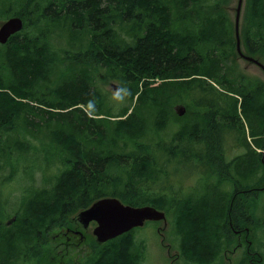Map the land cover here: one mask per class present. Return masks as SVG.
<instances>
[{"label":"trees","instance_id":"obj_1","mask_svg":"<svg viewBox=\"0 0 264 264\" xmlns=\"http://www.w3.org/2000/svg\"><path fill=\"white\" fill-rule=\"evenodd\" d=\"M244 5L242 50L264 64V0ZM228 10V0H0V17L18 15L24 21L0 43V164L11 165L1 159L13 150L18 157L25 153L19 149L37 150L30 137L41 134L48 140L44 145L59 154L49 202L32 189L21 196L22 206L12 208L9 224L11 213L0 205V264H26L33 256L44 264L47 252L28 247L50 243L70 214L109 196L173 213L183 257L198 264L216 259L227 244L219 235L228 237L226 205L213 192L196 199L180 198L177 188L168 193L166 166L181 153L203 166L213 154L217 164L219 142L241 115L251 136L264 134V80L239 66ZM100 71L127 86V106L117 111L106 106L95 82ZM175 102L188 103L184 115L199 109L206 119L209 128L207 135L198 133V149L189 125L165 137L166 123L177 118ZM254 144L263 148L260 141ZM245 145L240 155L245 177L255 169L264 173V153L251 151L247 137ZM39 150L48 163L41 144ZM237 161L238 155L231 167L237 168ZM215 172L221 178L224 170ZM263 191L247 195L257 198ZM254 207L252 199L245 202L244 223L256 234L264 230V213L256 216ZM134 229L101 244L94 239L87 264H139L140 253L132 250ZM249 251L247 264L262 258L252 245Z\"/></svg>","mask_w":264,"mask_h":264},{"label":"rangeland","instance_id":"obj_2","mask_svg":"<svg viewBox=\"0 0 264 264\" xmlns=\"http://www.w3.org/2000/svg\"><path fill=\"white\" fill-rule=\"evenodd\" d=\"M237 0H228V5L231 7V12L228 10L227 14L231 19L234 18L235 10L234 7L236 6ZM245 0L242 6L241 15H240V28L243 22V13H244V5ZM20 5V4H19ZM18 5V6H19ZM5 18L0 17V22ZM239 66L244 67V70L255 76L259 79L264 80V72L261 70V68L254 63L247 62L243 59L238 60ZM95 82L96 86L101 89L104 103L106 102L107 107H111L114 111L120 110L123 107L127 106L130 103V100L128 96H126L123 100V102L116 101L113 99V95L116 91H118L120 88H127L126 85H122L117 79L112 78L108 75H106L104 72H97L95 73ZM112 84L118 85L117 89H114ZM128 89V88H127ZM178 104H183V102H175L172 103L173 110L174 107ZM187 111L188 109V103L184 105ZM195 109V108H194ZM175 111V110H174ZM197 112V111H196ZM177 115V114H176ZM242 116V115H241ZM173 124L171 121L166 123L165 127V137L169 139L172 136V133L174 134L176 131H179L183 129L184 125H189L191 120L193 121V117L189 115H177V118L172 117ZM242 120V118L240 119ZM247 128V126H246ZM180 137L183 134V131L180 132ZM186 134V132H185ZM33 138V142H31L33 145L37 144L38 149L32 150V151H22L23 153L20 157L17 156V151L13 150L8 155L7 159H1L3 162L11 165H5L0 164V205L4 206L6 205L7 211L11 213L9 217L5 219L6 222L10 221L13 217L12 213L16 209V206H22V200L20 197V194L25 192L26 194L33 190H40L44 193L43 198L49 199L53 192V183L55 180L54 176V170L55 168L59 167L56 163L58 162L57 159L59 158V154L54 150L51 149L49 146V143L47 146L44 145V142H48L46 137L41 134L40 138H43L41 143H39L40 138L35 139ZM249 140V139H248ZM260 142H264V134L260 137ZM41 144V149L45 151L47 161H44L42 157V152L39 150ZM223 144H227V146H230L229 139L226 138L225 142ZM222 144V145H223ZM30 146V144H28ZM39 145V146H38ZM192 146L196 149H198V143H192ZM234 150V149H233ZM234 154L237 153V151L233 152ZM12 154L16 155V157H12ZM64 155H67V151H64ZM230 157L231 154H230ZM227 158L224 159L226 161ZM203 163L197 162V161H190L187 162L184 157L179 158L178 161H170L168 166H166V170L169 174L168 176V186L170 189H167V192L170 193L171 191H174L177 187L180 188V193L178 196L180 198L182 197H193L197 198L202 193V186L206 183H214L215 177L212 178L211 175H209L207 172L199 173V167H207L202 165ZM26 168V171L23 173L21 172L22 168ZM14 169V170H13ZM20 170V171H19ZM260 172V171H259ZM259 178H263L264 180V173H260L258 175ZM217 178V177H216ZM240 182L242 183H249L251 179H254V176H250L249 178L243 177L238 178ZM263 183V182H262ZM227 184L225 181L223 185ZM178 185V186H177ZM16 189V190H15ZM220 190H223L219 187ZM49 193L51 194L49 196ZM255 207L254 212L256 216H260L264 213V191L260 193V195L255 199ZM220 201L218 203L217 208L220 207ZM171 210V211H175ZM73 212L70 214L67 219H70L68 222V226L76 225L77 222V213ZM49 215V214H48ZM95 223H90L88 228L82 232L81 235V242L85 241L83 244V247L79 250H72L71 252H65L63 249V246H58L56 243L59 242V240L55 239L53 243H49L51 248L49 252V259L53 256L52 260H60L63 258L64 263L63 264H72L76 261H79L80 264H87L86 256L92 251V245L95 244L94 239L96 240L95 236L92 233V229L94 227ZM262 228L257 229V233L250 232L251 235V241H252V247L260 250L262 253L263 263H264V230L261 231ZM64 230V228H59L57 230H54L52 236L56 234V232ZM223 230V229H222ZM224 231V230H223ZM227 233V231H224ZM221 234V243L226 241V237L224 238L222 233ZM132 239H133V247L132 250L135 252L140 253V260L139 264H198L195 262L187 261L181 252V239L178 233L175 230L174 227V216L173 213L166 212V223L162 220L159 221H147L142 226L136 227L134 231L132 232ZM94 241V242H93ZM97 242V241H96ZM232 242V241H231ZM99 243V242H98ZM101 244V243H99ZM241 250H238L234 254H232L229 259H225V261H222V254L223 250H221L216 259L212 261L210 264L217 263L220 259L223 263L226 264H238L240 257ZM61 255V257H60ZM60 257V259H59ZM32 261L36 260V257L33 256L31 258ZM26 264H32L30 261ZM246 264V263H245Z\"/></svg>","mask_w":264,"mask_h":264},{"label":"flooded vegetation","instance_id":"obj_3","mask_svg":"<svg viewBox=\"0 0 264 264\" xmlns=\"http://www.w3.org/2000/svg\"><path fill=\"white\" fill-rule=\"evenodd\" d=\"M199 112H200L199 109H195L194 113L190 114L193 117V121L191 120L190 122V127L192 128V130L190 131V135L192 136L193 143L198 142V133L207 135L206 129L209 128L207 127V124L205 121L206 119L202 120L201 118L202 116L201 114H199ZM225 118L231 120V117L225 116ZM241 118L242 120L236 118L237 126L234 127L233 129L227 128V130L224 133L223 140L219 142V144H223L225 142V139L228 138L229 143H230L229 147L227 146V144H223L222 146L218 148L222 154V158L216 157L215 158L217 162L216 164L213 162L212 160L213 154H211V157L209 158L208 163L206 165L207 167H204L206 170H211L210 175L212 174V178L215 177V182L206 183L204 185L206 189L202 188L201 194H204L205 192L206 194H209V192H213V196L216 195V197L221 199V201L224 202V204L226 205V211L224 212V217L226 218V221L223 223V225L226 228L228 237L226 238L227 244L224 245L222 261H225V259L229 261V259L231 258L230 256L232 254H234L238 250H241V253L239 254L241 258L239 259L238 264H245L246 263L245 253L246 251H249V247L250 245H252L251 239L248 238L250 229L249 227L245 226V223H244V219L246 216L245 202L251 199H252V202H255V199H256L254 198L253 195H247V193L260 191L264 187V182L262 183L261 177L260 178L258 177V175H260V172L258 169H255L253 173L251 174L254 176V179H251L249 183H242L239 181L238 178H243L246 176L245 170L243 171L244 162L242 164V160H244V156L240 157V155H243L247 150L245 147L246 137H247V140L249 139L248 141L251 144L250 146L251 151L257 149L258 151L264 153V142H262L263 148H256V145L254 144L255 140L258 143L260 141L259 139L261 135L251 136L250 129L246 122L245 117L242 115ZM229 126L233 127V125H229ZM200 128H201V132L200 130H198ZM234 151H237V153L234 154L233 153ZM230 154L232 157H230ZM237 155H238L237 168H235V164H233L231 167L230 162ZM180 158H182V153L180 154ZM225 158H227L226 161H224ZM196 159L198 158L196 157ZM220 166H222L224 172L221 175L222 177L221 178L218 177L219 178L218 179L216 178V175L214 173H217L215 172V169L219 168ZM201 168L203 167H199L200 170H202ZM225 181L227 182V184L223 185ZM219 187L222 188L223 190H220ZM176 190L178 192L177 194H179L180 188L177 187ZM207 190H209L208 193H207ZM24 194L26 193H21L20 197ZM46 202H49V199H46ZM14 217L15 216H13L11 219H13ZM77 222L78 224L76 225H72L68 227L66 226L64 230L56 232V234L53 236V240H51V243H53L55 239L59 240V242L56 243V245L58 244L59 247L63 246L64 251L67 253L71 252L72 250H79L80 248H82L85 242V241L81 242L82 232H84V230L88 228L90 223H95V222L91 221L87 227H84L83 224L79 220H77ZM8 224H9V221H8ZM45 231H46V235L49 236V224H48V227L45 228ZM42 232H43V229L40 230L41 234ZM38 243L34 245H30L28 247L29 250H31L30 247L33 246L35 247L34 250L40 252L41 254H44V251H46L48 254V259L45 260L46 262L44 264H49V251L51 250V248L49 250V241L45 245H42V246L37 245ZM249 253H251V251H249ZM35 257H36V260L32 261L30 259V262L32 264H39V261L37 260V256ZM50 259H53V256ZM261 259L262 258H258L256 261H253V259L250 258L249 263L259 264V262H261ZM222 261L219 259L218 262L214 264H226V263H223ZM63 263H64V260L63 258H61L60 260H55V261L52 260L51 264H63ZM72 264H80V262L76 261L75 263H72Z\"/></svg>","mask_w":264,"mask_h":264},{"label":"water","instance_id":"obj_4","mask_svg":"<svg viewBox=\"0 0 264 264\" xmlns=\"http://www.w3.org/2000/svg\"><path fill=\"white\" fill-rule=\"evenodd\" d=\"M244 0H237L234 7V27L236 37V52L238 57L254 63L264 71V64L257 58L243 52L239 35L240 15ZM24 21L18 15H12L0 22V43L4 44L8 38L23 28ZM114 89L118 85L112 84ZM177 115L185 113V106L178 104L174 107ZM77 220L84 227H87L91 221L95 222L92 233L96 241L103 243L135 227L142 226L146 221L162 220L166 223V213L153 205H131L122 202L115 196L101 197L93 201L88 207L78 211ZM14 219V218H13Z\"/></svg>","mask_w":264,"mask_h":264},{"label":"clouds","instance_id":"obj_5","mask_svg":"<svg viewBox=\"0 0 264 264\" xmlns=\"http://www.w3.org/2000/svg\"><path fill=\"white\" fill-rule=\"evenodd\" d=\"M128 95H130V91L127 88L122 87L114 93L113 99H115L116 101L123 102L124 98ZM93 103H94V101H89L90 105Z\"/></svg>","mask_w":264,"mask_h":264}]
</instances>
